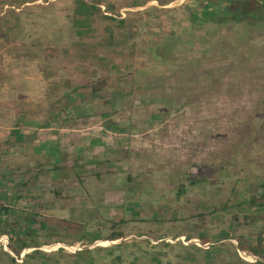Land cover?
I'll return each instance as SVG.
<instances>
[{
  "label": "rangeland",
  "instance_id": "374dc122",
  "mask_svg": "<svg viewBox=\"0 0 264 264\" xmlns=\"http://www.w3.org/2000/svg\"><path fill=\"white\" fill-rule=\"evenodd\" d=\"M190 3L0 0V206L45 225L0 264L264 262V19Z\"/></svg>",
  "mask_w": 264,
  "mask_h": 264
},
{
  "label": "trees",
  "instance_id": "16d2710c",
  "mask_svg": "<svg viewBox=\"0 0 264 264\" xmlns=\"http://www.w3.org/2000/svg\"><path fill=\"white\" fill-rule=\"evenodd\" d=\"M190 2V5L187 4L185 7L189 10L188 16L194 26L203 24V22L194 17L199 14V10L201 11V9L204 11V14L200 15L210 17V21L213 24L238 23L244 20L247 22H253L256 19H264V0H205L204 2L203 0H190ZM195 4L197 5L196 7L194 6ZM210 7H214V9L209 10ZM259 189L261 190L260 195L252 196L251 199L248 200V202L250 201L249 205L245 204L242 208V211L253 209L255 217L262 209H264V180L259 186ZM3 201L5 203L12 201V197L4 195ZM10 211L11 210L8 207L0 206V236L8 235L10 237V241L17 244V246L10 245V250L14 253V255L16 257L19 256L20 251L26 248L40 247L42 242L39 241V236L36 231L38 227L45 228V225L36 222L32 214L25 213L23 215L21 213H17L14 215L10 214ZM11 216L14 218L12 219V222H9V218ZM244 218L247 217L244 216ZM257 233L258 234L254 238L252 244L243 245L239 242L238 249L248 251L254 256L264 260V233L262 231ZM218 236L219 240L224 239V237L227 236V232L224 231ZM119 238L120 235H112L109 239L117 240ZM199 240L202 243H206L207 237L205 235H201ZM120 246L121 244L110 249H100L98 251L103 250L104 252L113 254L114 250L120 248ZM90 253H92L90 250L84 249L80 252H76L73 256L74 258L84 260V258L89 256ZM5 255H7L12 264H17L16 257H12L9 254ZM39 255L42 256V251L40 250H34L31 254V256ZM120 259V255H115L111 258L112 264H118ZM257 264H264V262H257Z\"/></svg>",
  "mask_w": 264,
  "mask_h": 264
}]
</instances>
